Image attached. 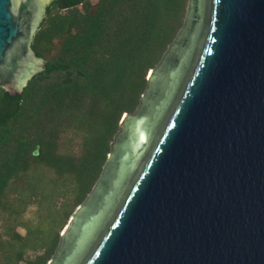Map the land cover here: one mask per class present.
I'll use <instances>...</instances> for the list:
<instances>
[{
  "label": "water",
  "instance_id": "obj_1",
  "mask_svg": "<svg viewBox=\"0 0 264 264\" xmlns=\"http://www.w3.org/2000/svg\"><path fill=\"white\" fill-rule=\"evenodd\" d=\"M55 1L0 0V92ZM147 82L48 264H264V0H189Z\"/></svg>",
  "mask_w": 264,
  "mask_h": 264
},
{
  "label": "trees",
  "instance_id": "obj_2",
  "mask_svg": "<svg viewBox=\"0 0 264 264\" xmlns=\"http://www.w3.org/2000/svg\"><path fill=\"white\" fill-rule=\"evenodd\" d=\"M188 4L57 0L47 8L32 45L43 70L22 93L0 92V264L50 262L100 178L122 118L136 111L150 71L184 25ZM45 209L59 223L51 241Z\"/></svg>",
  "mask_w": 264,
  "mask_h": 264
},
{
  "label": "rangeland",
  "instance_id": "obj_3",
  "mask_svg": "<svg viewBox=\"0 0 264 264\" xmlns=\"http://www.w3.org/2000/svg\"><path fill=\"white\" fill-rule=\"evenodd\" d=\"M36 211H37L36 207L30 208L29 212L25 216V219L28 220V221L34 220ZM44 214H45V219H44L45 225L43 227H46L49 230V233H48L47 238H48L49 241H51L52 240V237H53V232L55 231V229L57 228V226H58L59 223H58V220L56 221V223L55 222H52V220L50 218L52 216V214L50 215L48 209H45L44 210ZM38 222L39 221L37 220L36 223H38ZM34 223H35V221H34Z\"/></svg>",
  "mask_w": 264,
  "mask_h": 264
}]
</instances>
